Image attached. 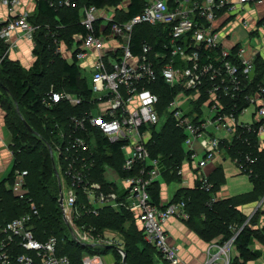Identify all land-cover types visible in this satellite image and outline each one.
Masks as SVG:
<instances>
[{"label": "built area", "instance_id": "2783aa9c", "mask_svg": "<svg viewBox=\"0 0 264 264\" xmlns=\"http://www.w3.org/2000/svg\"><path fill=\"white\" fill-rule=\"evenodd\" d=\"M0 1L12 10L20 4V0ZM258 1L147 0L142 11L125 22L116 21L95 5L85 7L82 24L88 33L78 40L73 59L91 67V97L83 100L51 88L42 100L47 108L62 101L75 107L88 104L79 114L55 123L52 142L48 143L59 184L58 203L63 219L76 234V238L72 235L76 242L114 246L125 257L118 240L103 236L83 219L98 216L104 208L126 209L135 216L145 240L156 247L163 259L170 264L181 263L178 248L168 240L166 224L171 218L190 217L187 202H170L160 208L151 199L150 187L163 170L161 157L152 158L148 147L150 132L161 119V94L152 85L163 80L172 88L165 111L185 131L187 155L196 168L198 185L211 191L213 184L204 168L222 146L241 140L242 131L258 135L264 132V77H255L256 58L248 55L244 45L229 47V32L215 25L225 11L233 22L251 32L258 31L257 26H251L246 7ZM48 2L62 8L76 7L80 0ZM102 19L107 20L106 25ZM142 24L160 27L163 35L157 46L144 41L135 53L132 38L135 27ZM38 29L26 14L0 16V36L7 45L0 62L10 48L17 46L19 36L34 39ZM14 34L17 39H13ZM183 94L202 97L199 109L178 103L177 96ZM250 105L256 108L257 121L241 122L240 115ZM96 108L97 115L93 113ZM210 127L221 136L210 133ZM198 142L202 153L196 146ZM240 155L242 158L234 159L235 165L252 173L256 158L251 152ZM182 172L178 168V174ZM101 173L105 181L97 178ZM27 174V170L16 171L21 200L26 199ZM37 214L38 208L32 202L28 212L0 221V264H73L69 255L59 252L55 236L46 240L36 237L32 225ZM237 235L211 245L204 264H230V250ZM83 262L102 264L91 255Z\"/></svg>", "mask_w": 264, "mask_h": 264}, {"label": "trees", "instance_id": "16d2710c", "mask_svg": "<svg viewBox=\"0 0 264 264\" xmlns=\"http://www.w3.org/2000/svg\"><path fill=\"white\" fill-rule=\"evenodd\" d=\"M123 1L80 0L76 7L55 8L50 5L48 0H38L36 14L33 17H28L31 23L39 26L34 35L36 41L34 53L37 59L33 66L30 69H25L19 62L9 60L7 56L0 62V103L6 110V122L12 130V150L15 160L14 170L9 179L13 180L14 177H17L16 171L18 170L28 171L25 177L27 194L24 200L13 195L11 190L5 189V183H0V221H8L28 212L31 203L34 202L38 208V214L33 218V224L36 221L34 229L36 237L40 240H46L50 236H55L59 242V252L69 255L73 264H80L82 254L85 249H90V247L79 244L70 232H65L67 226L64 223L63 213L58 203L59 184L48 143L52 142L51 131L55 128V123L65 121L71 115L79 114L88 107V104L83 103L75 107L71 106L69 102L62 101L53 108H47L43 105L42 100L52 87L56 91H67L83 100H88L91 97V88L88 79L82 76L77 60L66 61L60 58V53L53 46V42L54 40L59 41L61 37L70 42L71 36L75 32L80 34L79 39L87 35L88 30L80 22V6L95 5L100 9L115 7L118 11L115 20L125 22L140 13L147 0H129L130 5L125 12L120 7ZM60 12L64 15L58 21L57 16ZM58 22L63 23L65 27L61 28ZM161 31L160 27L152 25L142 24L135 27L132 38L134 52L139 51L140 45L144 41H150L151 44L157 46L160 35H163ZM0 49L2 53L7 49V45L1 36ZM152 87L153 90L161 94L160 104L164 105L172 94V88L163 80H159ZM16 105H19L20 112L15 109ZM19 115L24 119V123L19 120ZM169 119L163 128L164 130L161 129V131L156 132L155 127H153V136L148 147L152 158L160 156L164 168L167 167L169 171L172 170L175 173L178 172L181 165V158L176 152L169 154L168 149L172 151V149L175 150L177 146H180L184 132H182L183 129L175 125L171 118ZM26 123L37 133L31 131ZM240 133L242 139L234 141L230 151L232 156L237 153L235 152L237 148L242 152L253 154V157L256 158L252 166L253 172L245 173L250 175L255 183L257 195L264 194V161H261L264 151H257V133L244 131ZM184 136L185 133L183 139ZM165 159L169 166L164 165ZM167 169L165 168V170ZM209 179L213 184L211 191L202 190L197 185L192 195L190 194L192 198L196 196V202L201 207L198 213L205 215L203 226L194 223V215L187 194L181 196L179 192L180 194L178 193L176 199L171 202L180 200L187 202L190 217L186 221L192 227L194 226V230L198 233H207L212 237L222 235L223 243L238 232L235 243L242 260L240 264H244L256 256L249 248L251 239L260 237L258 230L243 226L245 217L236 209L237 204L244 201L249 195L224 200L220 203L215 198L216 186L210 177ZM156 181L150 187L151 199L154 204L164 208L170 202L166 204L160 202V189L156 186ZM51 198L56 203L58 211L55 206L50 205ZM213 198H215L214 201ZM128 219L132 221L129 231L126 226ZM83 222L94 226L96 231L101 234L106 228L117 229L125 234L127 241L129 233L130 249L126 248L125 250L128 261L132 256H142L146 264H153L152 255L155 252L160 257L162 264H170L163 259L154 245L145 240L143 231L137 230L135 219L130 210L115 211L112 208H104L98 216H86ZM109 247L114 246L106 245L102 247V250H109ZM114 249L118 261L121 262V254L115 247ZM232 264H237V262L234 260Z\"/></svg>", "mask_w": 264, "mask_h": 264}, {"label": "crops", "instance_id": "0c3cea01", "mask_svg": "<svg viewBox=\"0 0 264 264\" xmlns=\"http://www.w3.org/2000/svg\"><path fill=\"white\" fill-rule=\"evenodd\" d=\"M37 1L38 0H20V4L16 6L13 10L9 7L5 6L0 1V16L3 18L8 17H18L20 15L26 14L28 17H33L37 11ZM130 5L129 0H124L120 7L125 12ZM86 6H80L79 13H80V22H82L84 18ZM247 15L250 17L251 26L253 28L258 27V31L251 32L246 27H244L239 22H233L231 15L225 11H222L219 18L215 22L217 27L224 28L227 33L229 32V38L227 44L229 47L234 48L238 45H244L247 47L248 55H254L256 58V65L257 70L255 73L256 79H262L264 77V45L261 47L254 46L253 44H245L242 42L233 43L230 40L231 31L234 30L237 26L244 27L243 29L246 30L247 34L251 38H256L259 41L258 37L260 34L263 35L264 33V0H260L255 3L248 4L247 6ZM106 11L111 16H116L118 13L115 7H106L102 9ZM63 13H59L57 16V20L59 21L63 16ZM103 25H106L107 20H101ZM61 28L65 27V25L61 22H58ZM234 27V28H233ZM263 32V33H262ZM78 33H73L71 36V41H67V39L61 37L60 42V52H65L66 56H63L62 59L66 61L73 60V54L76 49L79 40ZM13 39H17V34H14ZM264 39V38H263ZM70 40V39H69ZM62 46V47H61ZM36 48V41L35 39L28 38L26 36H19L17 46L10 48L8 54L6 55L9 60L17 61L21 66L25 69H30L34 62L37 59V56L34 53V49ZM2 51L0 49V58L2 56ZM83 64V65H82ZM82 66L91 68L89 65L82 63ZM81 69V68H80ZM82 73V72H81ZM82 76H84L82 74ZM86 77V76H84ZM87 78V77H86ZM53 88V87H52ZM185 95V94H183ZM186 98H182L181 105L185 108H195L196 110L199 109L201 106V102H199L202 97H198L196 94L193 95H185ZM188 96V97H187ZM16 105V110H17ZM251 106L248 107V110ZM255 108V106H254ZM20 109V107H19ZM256 109V108H255ZM18 111V110H17ZM254 111L251 113L253 120L248 121L244 119L248 114V111L245 114L240 115V121L244 123H254L257 121V118L254 115ZM170 120L168 117L166 121L163 123L161 127L158 125L154 128L156 132L164 130V126L166 125L167 121ZM210 133L221 136L220 132H216L213 127H210ZM34 130V129H33ZM36 132L35 130L33 131ZM185 133V131L182 130ZM181 132V134H182ZM37 133V132H36ZM183 133V134H184ZM182 134V141L180 146L172 151L168 149L169 154L172 152H176V154L181 158V165L183 172L181 175L178 172L173 173V171L165 170L163 166V170L159 177L157 178L156 186L160 189V202L166 204L168 202L173 201L176 199L177 194L179 193L181 196L187 194L190 205L192 207V214L194 215V223L195 224H202L204 225L205 215L203 213H198L200 210V206L198 202H196L195 198L191 197L192 192L197 188L198 181L196 177V168L194 166L193 161L187 155V146L185 140L183 139ZM153 130L150 132L149 141L152 140ZM185 138V136H184ZM257 146H260V150L264 151V132L260 135L257 134ZM229 138H225L226 141ZM12 143H13V135L12 130L6 122V110L2 107L0 103V183H5V189L11 190L12 194L18 197L20 189L17 186V178L14 177L13 180H10V175L14 170V152L12 150ZM227 144V143H226ZM224 144L221 148V151L218 152L215 159L207 164L204 168L205 173L212 179L216 186L215 190V198L220 201V203L224 200L238 198L239 196H247L244 201H241L237 204L236 209L243 214L245 220L243 222V226H248L253 230H258L260 237H254L251 239L249 243V248L253 253H255V257L253 259L248 260L244 264H264V194L256 193V185L251 179L250 175L242 172L238 168H236L235 163L233 162V158L231 156L230 144ZM198 150L202 153V148L198 143H196ZM151 154V153H150ZM162 155L161 153H159ZM164 156V155H163ZM121 158V157H120ZM164 158V157H163ZM166 159L163 161L164 165L166 166ZM262 162L264 161V154L262 156ZM229 162L228 170L227 164ZM169 166V165H167ZM179 167V168H180ZM169 168V167H168ZM230 169V170H229ZM243 174L247 175V178L244 179V184L237 187H226V181L228 177H240ZM232 175V176H231ZM99 178L102 181H105L104 173L98 174ZM236 184V183H235ZM191 194V195H190ZM132 217L135 219V227L137 230H141L139 225L137 224L135 216L132 214ZM132 221L128 219L126 222V226L129 227ZM168 240L172 245H175L178 248V252L181 258L180 264H204V262L208 258V248L215 244V243H222V235L210 236L207 233H198L194 230V226L189 224L186 220L178 219V218H171L169 222L166 224ZM238 233V232H237ZM103 236L108 238H115L120 242V246L126 250V248L130 249L129 247V239L130 235L128 233V241L125 234L117 229L106 228L104 229ZM128 242V244H127ZM127 246V247H126ZM90 249H85V252L82 254L80 264H84L83 260L87 255L95 256L102 262V264H124V257H122V261L119 262L117 259V254L114 252V247H109V250H102V246H87ZM126 252V251H125ZM125 258L127 264H146L145 260L142 256L138 257H131L128 261L127 253H125ZM239 249L236 243L233 244L230 250V257H231V264L234 260L237 264L242 262L241 258L239 257ZM153 264H162L160 257L154 252L152 255Z\"/></svg>", "mask_w": 264, "mask_h": 264}, {"label": "rangeland", "instance_id": "374dc122", "mask_svg": "<svg viewBox=\"0 0 264 264\" xmlns=\"http://www.w3.org/2000/svg\"><path fill=\"white\" fill-rule=\"evenodd\" d=\"M8 7V6H7ZM10 8V7H9ZM239 20H241V19H239ZM234 28V27H233ZM244 27H236L234 30H232L231 31V38H230V40L233 42V43H236V42H242V43H245V44H253L255 47L256 46H258V47H261V46H263L264 45V33H263V35L262 34H260V37H258V39H259V41H257V39L256 38H251L248 34H247V32H246V30H244L243 29ZM53 46L56 48V50H57V48H60V42L58 41V40H54V42H53ZM62 47V46H61ZM60 53V58H62L63 56H66V53L64 52H59ZM80 64V68H81V72H82V74L84 75V76H86L87 77V79H88V81H89V83H91L92 82V77H93V72L91 71V69H89L88 67H85V66H82L81 65V63H79ZM188 97V96H187ZM182 98H186V96L185 95H180V96H177V101H178V103H181V101H182ZM13 103V102H12ZM14 105V104H13ZM166 107L163 105V104H159V106H158V109H159V112L161 113V119H160V122L158 123V127H161L162 125H163V123L166 121V118L168 117L169 118V115L167 114V112L165 111L166 109H165ZM16 109V108H15ZM255 112V108H254V106H251L250 108H249V110H248V114L245 116V117H243L244 119H246V120H248V121H252L253 120V117H252V112ZM93 113L95 114V115H97L98 114V109L96 108V109H94L93 110ZM19 120H21L22 121V123H24L23 121H24V119L19 115ZM45 144V143H44ZM236 148V147H235ZM223 149V148H222ZM258 152H260L261 150H260V146H258V150H257ZM235 152H237L236 154L234 153L233 154V156H232V152H231V156H232V160H233V162H234V159H237V158H242L241 157V155H240V153H242V151L239 149V148H237L236 149V151ZM244 152V151H243ZM51 154V153H50ZM200 155H202V154H200ZM253 155V154H252ZM52 157V156H51ZM198 159V158H197ZM226 166H227V170H228V166L230 165L229 164V162H227V164H225ZM236 166V165H235ZM236 168H238L239 169V167H237L236 166ZM230 170V169H229ZM240 170V169H239ZM232 176V175H231ZM247 178V175H245V174H243L242 176H240V177H232V178H230V177H228V179H227V183L225 184L226 185V187L227 188H230V187H237V186H241V185H243L244 184V179H246ZM248 180H249V178H247ZM236 183V184H235ZM53 198V197H52ZM52 198H51V203H50V205H52L53 207L55 206V208L57 209V205H56V203L54 202V201H52ZM57 211H58V209H57ZM62 212V211H61ZM62 216H63V214H62ZM35 222L36 221H34V224L32 225V227L35 229V226H36V224H35ZM64 223H65V225L67 226V227H65L66 229V233L67 232H70L71 233V231H70V229H69V226H68V224L66 223V221L64 220Z\"/></svg>", "mask_w": 264, "mask_h": 264}, {"label": "water", "instance_id": "95a60500", "mask_svg": "<svg viewBox=\"0 0 264 264\" xmlns=\"http://www.w3.org/2000/svg\"><path fill=\"white\" fill-rule=\"evenodd\" d=\"M17 110H18V112H20V109H19V107L17 106ZM27 124V127L31 130V131H34L33 130V128L28 124V123H26ZM50 148V147H49ZM53 164H54V162H53ZM55 166V165H54ZM66 222H67V220H65ZM68 223V222H67ZM68 226H69V224H68ZM69 229H70V231H71V233H72V235L74 236V238H76V234L74 233V231L72 230V228L69 226ZM123 261H124V264H127V261H126V258L124 257V259H123Z\"/></svg>", "mask_w": 264, "mask_h": 264}]
</instances>
